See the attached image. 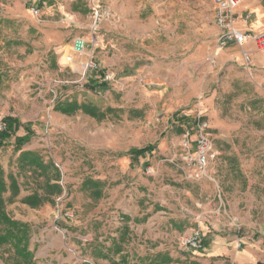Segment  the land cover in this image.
<instances>
[{
  "label": "rangeland",
  "instance_id": "1",
  "mask_svg": "<svg viewBox=\"0 0 264 264\" xmlns=\"http://www.w3.org/2000/svg\"><path fill=\"white\" fill-rule=\"evenodd\" d=\"M39 21L69 32L57 48L63 71L52 72L55 77L48 93L41 84L45 74L32 78V49L39 41L32 26L37 28ZM103 22L118 28L113 37L104 39L102 49ZM219 35L213 0H0V119L19 112L24 121L31 120L27 127L35 126L34 135L23 150L39 152L53 164L60 177H54L52 169L47 174L63 189L53 201L36 208L23 203L22 194L5 195L7 213L30 225L29 250L31 246H112L117 229L108 225L99 231L101 213H111L107 218L111 224L113 214L133 210L130 196H142L144 187L123 177L122 164L143 162L129 153L147 146L155 150L145 155L149 161L143 172L149 174V168L151 176L157 172L151 182L154 199L168 204L156 210L183 212L195 225L210 230H220L224 221L219 220L225 218L226 230L245 233L264 246V69L253 60V66L247 67L237 45L219 48ZM80 37L89 40L83 55L74 50ZM100 56L117 61L103 86ZM212 56L214 63L208 59ZM91 58L99 69L85 71ZM129 65H136L132 72ZM71 100L95 103L107 113L106 119L55 110L59 101ZM199 111L210 126L214 157L206 177L192 182L185 180L181 169V142L185 127L193 124ZM16 137L23 136L15 135L0 149V165L6 174L19 176L23 194L45 195L47 174L21 173L18 168ZM86 178L103 182L106 196L96 200L84 191ZM186 196L193 199L187 201ZM143 221L136 220L137 225L126 231L125 246H152L154 242L145 237L149 231L141 233ZM156 227L148 226L152 233H158ZM197 232L203 234L200 230L192 234ZM188 234L186 230L178 239L169 237V246L180 245ZM30 251L29 264H33L35 251ZM18 254L12 245L0 246V264H27Z\"/></svg>",
  "mask_w": 264,
  "mask_h": 264
},
{
  "label": "crops",
  "instance_id": "2",
  "mask_svg": "<svg viewBox=\"0 0 264 264\" xmlns=\"http://www.w3.org/2000/svg\"><path fill=\"white\" fill-rule=\"evenodd\" d=\"M249 13L252 14V20L246 23L243 18ZM237 16L238 20L236 24L239 29H248L254 32L264 31V0H242V4L237 11ZM38 24L39 26L37 28L34 25L32 26V29L38 30L39 39L38 43L32 49L33 59L35 60V66L33 67L35 75L32 78L35 81L38 74H45L46 77L41 80V84L43 87H47L46 92L48 93L52 91L50 81L55 77V74H52V72L61 73L63 71L57 58V48L66 42L69 37V32L57 30L50 22L40 25L39 21L37 22ZM117 28L118 25L115 23H102V31L99 35V45L102 49L104 39L113 37ZM246 48L252 53V60L255 66L264 69V53L256 52L252 44H248ZM100 58L101 56L98 57L100 60V70H105L103 72L105 77L111 75L113 73L112 71L115 70L117 61L113 58L102 60ZM135 66L129 65L128 71L132 72L134 70L132 67ZM103 81L106 80L102 79L100 83ZM12 117L18 119L21 124L16 135L25 136L27 134L26 128L29 126L27 123H31V120L24 121L22 114L19 112H14ZM30 128L34 132L35 126L32 125ZM141 158H143V162L137 164L132 161L122 164L125 169L123 177L127 175L128 180L135 179L138 188L144 187L142 196L140 193V197L135 195V193H133L134 196H130L131 201L134 203L133 210L113 214V216H110L111 220L114 221L111 224H109V220L107 219L111 213L105 211L101 213L100 218L102 224L99 231L106 230L108 225H114L117 229V233L113 234L116 238L113 239L112 246H104L106 243L100 246H31L30 250L35 251L33 264H264V246L254 243L252 236H246L245 233H240L230 228L226 230L225 227L229 226V224L225 218L219 220L220 222L222 220L224 221L220 224V230H210L204 224L200 226L195 225L196 221L192 220L183 212L180 213L171 208H169V211L156 210L158 206L162 207L164 204H168L157 198L154 199L155 190L152 183L156 180L154 175L157 172L154 171L153 176H151L153 170L150 168L148 169L150 175L143 172L146 162L149 159L145 156ZM157 171L160 172V170ZM23 193L24 191L22 190L21 199L26 197V194ZM185 199L189 201L193 197L186 196ZM128 200L125 198V201ZM111 203H114V200ZM136 205L137 207H134ZM140 206L144 208L142 211L139 209ZM147 206L148 208L145 209ZM237 217L240 219L242 225L241 218L239 216ZM141 219L144 220L141 233L145 232L146 234L147 229L149 232L145 237L147 239L149 237L154 243H150L152 246H125L122 242L126 238V231L130 232L133 229L132 225L136 224V220ZM153 219H158L159 221H152ZM153 223L157 226L156 231L158 233H152L151 229L148 228ZM168 224L173 230L171 236L168 233ZM62 230L69 233L70 228L63 225ZM186 230L190 233L188 236L196 230L202 231L205 235L203 249L196 251L183 249L180 245L169 246V243L172 241L169 240V237H173L171 239H178ZM128 236L132 237L133 235L129 233ZM136 237H139V235L136 234ZM133 240L135 239L133 238ZM169 257L172 260L170 263L168 261Z\"/></svg>",
  "mask_w": 264,
  "mask_h": 264
},
{
  "label": "trees",
  "instance_id": "3",
  "mask_svg": "<svg viewBox=\"0 0 264 264\" xmlns=\"http://www.w3.org/2000/svg\"><path fill=\"white\" fill-rule=\"evenodd\" d=\"M101 86L104 84L101 83ZM56 111L61 112L67 116H73L81 112L87 116L98 119L100 121L106 119L107 113L102 110L98 105L92 102H79L78 100H71L65 102H58ZM109 113L112 112L111 109L107 110ZM3 121L7 124V131L0 134V149L6 146L12 137H14L21 127L18 119L13 117H6ZM27 134L23 137H16L15 143L13 145L16 153H19L17 157V165L21 170V173L29 170L32 171L33 175H43L47 174L51 169L55 170V176L57 179L60 177L58 175V170L51 163H46L39 152L23 150L24 146L30 141L33 132L27 127ZM155 150V146H147L141 149H133L130 151L129 155L133 159H138L144 157L146 154H152ZM18 177L13 173L6 174L4 168L0 165V246L12 245L18 251V255L30 263L33 258V253L29 250L28 241L30 238L29 231L30 225L22 223L20 221L14 220L7 213L6 199L5 195L10 192L11 196L18 197L21 194V185L18 181ZM52 176L46 178V188L47 192L45 195L39 192H34L29 196L22 199L23 203L29 205L31 208H36L41 206L45 202L53 201V195H61L63 193L62 186L60 184L52 183ZM55 179L56 181H58ZM82 189L88 191L96 200H100L104 197V183L99 180H94L92 178H86L82 183ZM96 203V202H95ZM23 246V248H21ZM169 263L172 261L168 258Z\"/></svg>",
  "mask_w": 264,
  "mask_h": 264
},
{
  "label": "built area",
  "instance_id": "4",
  "mask_svg": "<svg viewBox=\"0 0 264 264\" xmlns=\"http://www.w3.org/2000/svg\"><path fill=\"white\" fill-rule=\"evenodd\" d=\"M215 10V23L220 30L218 38L219 48L234 44L242 48L243 63L247 67H252V53L246 48L252 44L256 52L264 53V31L254 32L252 30H241L237 27V11L242 4V0H213ZM34 12H38L34 10ZM98 16V12L95 13ZM252 14H247L243 20L247 23L251 20ZM96 29V28H95ZM92 39L91 42H94ZM89 40L80 37L74 41V50L78 55H83L86 51ZM214 57L209 59L214 63ZM98 64L91 60L85 64V71L98 70ZM111 79L108 75L105 80ZM201 105V102L199 103ZM8 126L0 119V134L7 131ZM183 153L184 178L187 181L198 182L206 177L210 165V160L214 157L213 141L210 133L208 121L204 118L201 111L197 118L193 119V124L185 127L184 135L181 142ZM238 222V220H237ZM205 237L197 232L184 237L180 241L183 249L201 250L204 245Z\"/></svg>",
  "mask_w": 264,
  "mask_h": 264
}]
</instances>
